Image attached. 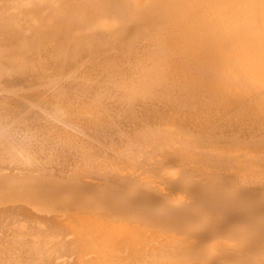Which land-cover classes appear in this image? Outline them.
Instances as JSON below:
<instances>
[{"label":"bare ground","instance_id":"bare-ground-1","mask_svg":"<svg viewBox=\"0 0 264 264\" xmlns=\"http://www.w3.org/2000/svg\"><path fill=\"white\" fill-rule=\"evenodd\" d=\"M0 264H264V0H0Z\"/></svg>","mask_w":264,"mask_h":264}]
</instances>
